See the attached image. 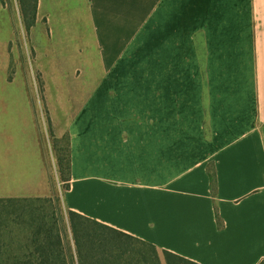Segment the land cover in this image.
<instances>
[{
    "label": "crops",
    "instance_id": "0c3cea01",
    "mask_svg": "<svg viewBox=\"0 0 264 264\" xmlns=\"http://www.w3.org/2000/svg\"><path fill=\"white\" fill-rule=\"evenodd\" d=\"M31 30L72 101L67 223L264 264V0H38Z\"/></svg>",
    "mask_w": 264,
    "mask_h": 264
},
{
    "label": "rangeland",
    "instance_id": "374dc122",
    "mask_svg": "<svg viewBox=\"0 0 264 264\" xmlns=\"http://www.w3.org/2000/svg\"><path fill=\"white\" fill-rule=\"evenodd\" d=\"M20 1L0 0V196H50L64 209L58 150L66 154L72 101L62 73L52 82L39 66L47 36L27 29Z\"/></svg>",
    "mask_w": 264,
    "mask_h": 264
},
{
    "label": "trees",
    "instance_id": "16d2710c",
    "mask_svg": "<svg viewBox=\"0 0 264 264\" xmlns=\"http://www.w3.org/2000/svg\"><path fill=\"white\" fill-rule=\"evenodd\" d=\"M21 0L27 29L35 24L38 0ZM58 150L66 190L71 182V145ZM66 155V156H65ZM216 197V174L210 170ZM64 209L50 196H0V264H201L145 239L70 210L73 244ZM218 221L221 224L219 214Z\"/></svg>",
    "mask_w": 264,
    "mask_h": 264
}]
</instances>
